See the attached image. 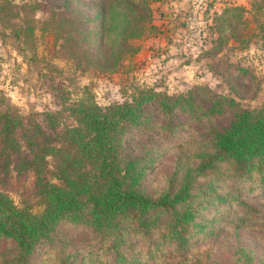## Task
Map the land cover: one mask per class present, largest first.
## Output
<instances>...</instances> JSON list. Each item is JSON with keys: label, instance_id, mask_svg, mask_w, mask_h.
Returning a JSON list of instances; mask_svg holds the SVG:
<instances>
[{"label": "trees", "instance_id": "1", "mask_svg": "<svg viewBox=\"0 0 264 264\" xmlns=\"http://www.w3.org/2000/svg\"><path fill=\"white\" fill-rule=\"evenodd\" d=\"M45 1L40 28L55 29L68 58L102 71H117L156 28L153 0ZM40 6L0 0V24L33 47ZM244 10L218 17L240 41ZM164 164L149 191L145 176ZM15 171L31 173L40 211L6 190ZM68 224L82 237L66 235ZM243 229L264 231V105L195 86L140 88L105 107L91 95L28 115L0 107V264H253L239 244L230 262L211 253ZM201 238L211 245L194 250Z\"/></svg>", "mask_w": 264, "mask_h": 264}, {"label": "rangeland", "instance_id": "2", "mask_svg": "<svg viewBox=\"0 0 264 264\" xmlns=\"http://www.w3.org/2000/svg\"><path fill=\"white\" fill-rule=\"evenodd\" d=\"M12 1L18 5L39 2L41 6L34 12L39 28L31 47L0 24V107L9 102L28 115L57 110L88 95L105 107L130 99L140 88L177 94L195 86L232 96L244 107L264 105V0H153L156 28L136 40L140 50L114 72L68 58L60 47L62 39L55 37V29L40 28L50 1ZM239 5L245 7V27L239 34L247 41L232 37L228 23L221 24L218 19L226 8ZM221 30L224 40H219ZM158 170L165 172L168 167L164 164L147 173L144 185L149 191L159 179ZM6 188L19 205L42 209L31 173L15 171ZM62 227L75 239L84 234L75 225ZM217 240L211 253L218 260L230 262L232 246L239 244L251 251L253 264H264L263 230L243 229ZM5 245L6 240L0 238V249ZM209 245L211 239L201 238L194 250Z\"/></svg>", "mask_w": 264, "mask_h": 264}]
</instances>
